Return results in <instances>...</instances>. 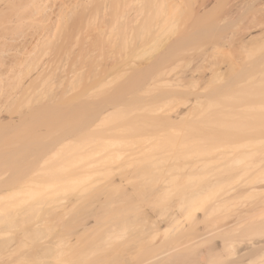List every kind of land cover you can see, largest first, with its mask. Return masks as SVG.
<instances>
[{
  "label": "bare ground",
  "instance_id": "obj_1",
  "mask_svg": "<svg viewBox=\"0 0 264 264\" xmlns=\"http://www.w3.org/2000/svg\"><path fill=\"white\" fill-rule=\"evenodd\" d=\"M207 2L0 0V204L9 206H1L3 219H0L4 223L0 220V227L6 226L7 221L10 228L19 223L21 226L31 217L34 220L38 212L48 213L58 208L69 210L81 202L76 215L66 220L68 232H71L68 235H75L74 240L86 235L88 240L83 244L95 258L89 260L87 250H83L85 245L79 248L77 241L69 240V247H77L72 250L80 262L85 261L83 264H104L111 255L104 253L109 248L104 250L101 245L108 233L105 228L109 222L119 221L116 216L123 210L125 215L131 209V202L127 200L131 198L128 185L134 186L137 179L139 185H143L157 172L152 185L158 180L160 183V174L164 171L168 172L164 174L165 181L174 180L179 168L178 156L172 154L174 145L175 150L177 144L181 145L177 150L184 151L181 155L185 151L189 153L185 157L200 154L198 151L206 154L215 149V125L223 124L225 119L230 122V118L234 130L222 134L227 139L233 138L232 132L236 130L244 134L251 130H257L258 134L264 132V0H215L212 7L202 11ZM259 28L261 35L247 40L246 34ZM176 139L180 141L177 143ZM254 141L258 147L252 148L245 142L237 154L232 151L227 162L229 166L238 165L239 169L247 170L251 159L245 161L256 150L261 158L255 164L263 167L264 137L256 136ZM145 154L150 158L149 168L156 169L154 173L145 168L139 171L141 175H116L117 178L109 177L111 181L107 182L110 183H104L107 185L104 187L100 185L101 188L96 185L98 179L93 177L96 184L91 186L90 177L95 173L116 171L129 165H133L129 169L134 167L135 171L139 167L134 166L135 162ZM123 155L122 161L113 159ZM171 159L175 164L172 161L168 166ZM142 160L146 161V158ZM138 162L142 166L143 163ZM148 163L144 162L145 165ZM197 175L199 177L200 173L192 172L187 176L190 181L196 177L190 182H195L196 186L191 185L194 189L199 187ZM139 178L145 181L141 184ZM216 179L213 180L217 184L227 180L226 177ZM158 183L156 192L161 187L159 192H163L167 185L163 183L158 188ZM244 183L246 185L234 190L231 196L223 197L220 205L239 196L256 194L261 196L260 201L245 213L253 219L260 218L264 215V178L257 183ZM73 184H83L86 188L97 186L98 189L92 188L96 190L90 194L87 192L92 190L81 185L70 202L61 201L48 209L49 203L45 200L56 189ZM138 192L142 194V190ZM192 192L194 197L201 195L199 189ZM119 194L128 201V209L125 206L123 209L112 208L111 204L120 198ZM103 195L106 196L104 200L101 199ZM183 196L188 198L185 193ZM194 197L190 199L194 200ZM30 201H34L33 206ZM25 202H29L26 203L28 206ZM10 205L20 212L15 214ZM29 205L31 207L27 208ZM135 207H132L134 211H141V220L149 224L148 229L143 228L149 233L147 237L155 238L159 232L167 231V227L161 228L159 220L160 223L155 221L156 214L151 215L155 208L151 206L150 213L149 208ZM10 208L14 214L6 218ZM212 208L214 211L215 206ZM29 211L37 213L34 215ZM28 212L30 215L25 214ZM191 216L195 220L190 227L187 225L176 233L178 237L185 236L188 227L191 232L202 223L201 218ZM91 218L95 220L94 225L88 221ZM12 219L16 220L15 225L9 223ZM114 221L112 223H116ZM174 222L177 220L171 221L168 227ZM27 227L34 229V233L27 229L29 234L32 231L34 239V234L40 237L39 233H44L40 227L37 229L36 226V230L30 224ZM7 231L6 228L0 234L7 235ZM173 234L169 236L171 242L175 239ZM22 236L20 239L24 238ZM19 237L17 241L21 242ZM61 237L64 239L63 235ZM231 239L224 244L230 251L231 264H264V240L253 241L249 248L241 250L239 245L242 243ZM1 244L0 248L3 247ZM8 244L2 248L4 252ZM49 248L46 250L49 255L59 250ZM38 251L35 254L39 264H45L49 255ZM56 257L52 256L55 260Z\"/></svg>",
  "mask_w": 264,
  "mask_h": 264
},
{
  "label": "rangeland",
  "instance_id": "obj_2",
  "mask_svg": "<svg viewBox=\"0 0 264 264\" xmlns=\"http://www.w3.org/2000/svg\"><path fill=\"white\" fill-rule=\"evenodd\" d=\"M214 3H215V0H208L206 5L202 7V9H203L202 11L209 9L210 7L213 6ZM259 34L261 35L260 28L254 29V30H251L250 32H248L246 34V38L248 40L251 37H254V36L259 35ZM21 40H23V39H20L19 41H21ZM77 47H79V45L76 46L74 50H77L78 49ZM71 57H74V55H71ZM67 58L69 59L70 57H67ZM65 63H66V61L64 62V64ZM215 109H217V106H215ZM226 120L227 119L223 120L224 121L223 124L215 125V149L208 151V152H205L206 154H204V153L202 154L201 151H198V152H200V154L197 152H195L197 154H193L191 152L192 156L185 157V156L189 155V153L186 154L187 151H185V153L182 155H181V152H184V151H177L179 149L178 147H181V145L179 146L177 144L178 147H175V148H177L176 150L174 149L175 145L174 146L172 145L173 146V151H172L173 153L172 154H174V155L176 154L178 156V158L175 157V158H177L178 161L176 159H175V161H177L176 163H179L178 164L179 168L175 167L178 169H176V171H175L177 173V175L174 178V180L173 179L171 181L169 180V182L165 181L164 180L165 179L164 174H167L168 172L162 171L163 174L162 173L160 174L162 179L158 175L159 179H161L160 183H158V181H159L158 180L157 182H155L154 185H152V182H154L153 180H155V177L158 174V172H157V173H155L156 176L153 174V177L155 176L154 178H152V176H151L150 178H152V179H150L149 181L147 180V182H145V183H143V181H145V180L141 181V179L139 178V181H141L140 183L141 184L143 183V185H139V183L137 182L138 181V179H137L136 181L133 182L134 186L132 184H131L132 187H130L131 186L130 184L128 185L129 187L127 186L128 189L130 188L131 198H134L135 202L132 201L131 198L130 199L127 198L129 203L131 202L130 203L131 209L129 207V209H130L129 212L124 215V212H123L124 210H123L121 213L118 214V216H116L119 219V221L113 220L116 223H112L113 222L112 221V222H109L112 225H110L108 223V227L106 226L107 228H105V229L108 230V233L106 235L107 237L106 236L104 237L105 240L103 241V243H101V245L104 246L103 247L104 250H106L107 248H109L110 250H113V248H114V250L115 251L117 250V251L116 252L112 251L113 254H112V252L109 251V249H107V252L104 251V253H106V254L110 253L112 255V257L110 254H109L110 256L107 255V256H109L108 258L111 257V259L109 261V259L107 258L108 263L106 260L104 264H147V263H150V264L151 263L152 264H231L232 257L230 256V251H228V248L225 247L229 243L231 238L236 239V241L238 240V241H240V243H242L239 245V249H241V250H245L246 248H249L250 243L253 241L264 240V215L261 216L260 218L259 217L254 218L255 219L254 220L253 218H251L250 215H248V213H245V210H247V209L250 210L256 203H258L260 201L261 196H258V195L256 196V194L255 195H248V196L246 195L243 197L239 196L238 198H235V199H233V200H231L225 204L221 203V205H220V202L223 199V197L231 196V194L233 193L234 190L236 191L237 188L240 189L241 187L244 186L243 185V184H245L244 182H247V184L257 183L260 179L264 178V166L263 167H259V166L257 167L255 164V162H258V160H260V158H261L260 154L257 153L256 150L252 151V155H251L252 157H249L246 159L245 162H248V160L250 161V159H251V161L247 166V170H245V171H243L242 169H239L238 165L229 166V164L227 163L228 160L230 159V157L233 155L232 151H234V154H237V152H239L243 149V148H241V147H243L242 146L243 143L249 142L252 145V148L258 147L256 141H254V137H256V136H263L264 137V132L262 134H258L257 130H251L250 133L244 134V133H239L236 130V131L232 132V133H234V137L231 139H227V138L223 137L222 134L224 132L230 131L229 129L232 128L231 122H233V119L230 118L229 119L230 122L226 121ZM232 130H234V129H231V131ZM174 141H175V139H174ZM177 141L179 142L180 140L176 139V142ZM169 143H171V140ZM263 145H264V143H263ZM245 148H247V147H245ZM182 149H184V148H182ZM249 150H251V149L249 148ZM177 152H180V153L178 154ZM240 154H242V153H240ZM182 156L185 157V158H183V160L181 159ZM97 157H98V155H97ZM148 157H149V155H147V154L142 155L140 157L141 160L139 159L138 161H140L143 164H144V162L148 163V162H150V158H148ZM124 158H125V155L119 156V157L118 156L113 157L114 160H120V161H122V159H124ZM143 158L144 159L146 158V161L142 160ZM172 158H173V156H172ZM78 159H79V157L74 159L75 164L78 161ZM197 160H199V161H197ZM201 160H203V161H201ZM138 161H137V163L139 164ZM172 161L173 160L171 159V161H169L171 163H169L167 165L171 166L170 164H172ZM137 163L135 162L136 165H134V166H139V167L137 169L135 168V171H133L134 167L132 169L131 168L129 169V167L133 166V165H129V166L124 167L123 169L120 168L116 171L114 170V171H108V172L95 173L90 178L93 179V177H94V179H98V182H97L98 184H96V180L93 179L94 180L93 181L91 179L90 180L92 182L91 184H93L91 186H94L96 184L97 186H99L98 188H101V186L104 187L106 184L110 183V182H107L109 180V177H116L117 178L116 175H122V176L126 175V174L135 175V173H137L136 175H138V174L141 175L139 173L140 170H144L145 168L151 167V166H148V165H150V163H148L146 165L145 164L143 165L140 163L142 166L138 165ZM173 163L175 164L174 161H173ZM242 164L244 165V163H242ZM245 165H246V163H245ZM173 167H174V165H173ZM175 168H173V169H175ZM149 169H150L149 171H151L153 173L156 170V169H151V168H149ZM165 170H167V169H165ZM240 170H242L243 172ZM171 172L169 173V175H172ZM192 172H193V174H194V172H196L197 174L200 173L199 177H201L199 180L198 179L199 177L197 175L196 183L199 184V187L198 188L196 187L195 189L196 190L199 189V191L201 192V195L198 197H194L195 193L192 192L193 190H195L193 188L194 185L196 186V184H194L195 182L190 183L196 177L193 180L191 179V181H190L189 178H192V177H190V175L188 176V174L192 173ZM173 174L175 175V173H173ZM177 176H178V178H177ZM119 177L120 176H118V178ZM224 177H226L228 180V181L223 180V181H226L225 183L223 182V183L217 184L218 182H214V180H217L216 178H224ZM162 180L164 182H162ZM198 180H199V182H198ZM209 180H212L213 182L208 183ZM109 181H111V180H109ZM93 182H95V183H93ZM104 183H106V184L104 185ZM156 183H158L157 184L158 188L160 187V185L162 186L163 183H164V186H165V184L167 186H165V188H163V190H164L163 192H159L162 189V187L160 189H158L159 191H157L158 192L157 193L156 192V186H155ZM83 184H85V183H83ZM83 184H76V185L73 184V185L65 186L62 189H56V192H54V194H51L45 200L46 203L47 202L49 203L47 206L48 209L55 207L61 201L70 202L71 199L74 196H76L79 189L84 187ZM135 184L137 185V187ZM168 184H169V186H168ZM81 185H83V186L81 187ZM91 186L89 185L90 188L84 187V188L88 189V191H89V189L92 190V191H89L87 193H90V192L92 193L94 190H96V189H92V188H97V186H95V187H91ZM141 187H143V188H141ZM166 187H168L167 190H166ZM191 188H193V190ZM110 190H112V189H110ZM136 190H137V192L139 190L140 191L142 190V194L139 192L138 193L135 192L136 194H134L133 191H136ZM111 192H113V194L116 193V191L114 192V190H112ZM120 192L122 195V193L124 191L122 190ZM189 192H190V195H191V193H194L191 195L194 197V200L190 199L191 196L188 195ZM84 193H86V192H84ZM184 193L186 194V196H188V198L186 197L184 199V197H185V196H183ZM227 195H229V196H227ZM110 196H113V195H110ZM119 196H120V194L118 195V197ZM105 197L106 196L103 195V196H101V199L104 200ZM114 198H116L115 195H114ZM262 198H263V196H262ZM38 199L42 200L40 198H38ZM38 199L34 200V201H38ZM34 201H32V202L30 201V203L32 204ZM128 201H126L124 197L122 199V197L120 196V198L118 200L116 199L113 202V204H111V206H112V208L113 207L114 208H116V207L120 208L121 207L123 209L124 206L126 207L129 204V203L126 204V202H128ZM26 203L27 202H25V204ZM80 204H81V202L78 205H80ZM78 205H77V207H75L76 205L71 206L72 208L70 207L69 210H65L63 208H58V210L55 209L56 211L52 210L48 213L43 212V211L38 212L37 215H35V213H37V212L34 211L35 213L34 212L32 213L31 211H29L30 213L35 215V219L33 220L32 217L30 218V216H29V218L31 219L30 220L29 218H27L28 216L25 215V216H27L26 219H29V220L26 221L27 224L24 222H23V224L21 223L23 226L22 225L20 226V223H19V225L17 223L18 226H14V227L11 226V228H10L9 224H7L8 221L5 222L6 226L2 224V227H0V228H2L4 230L7 228L8 231H7V235L6 234L4 235L3 234L4 232L1 233L2 236L0 234V236H1L0 241L2 243H3V241H7V242H4L3 245L0 242V244L3 246V247L2 246L1 247L4 249V246H6V244H8L9 241L13 242V243H11V245L12 244L13 245L11 246V245H9L10 244L9 243L8 245L10 246V248H9V246H7L9 249H11L10 252L8 251L9 249L6 247L5 248H6L7 252L6 251L4 252V250L2 248H0V250H3V251H0V264H3V263L5 264V262L6 263L10 262L9 264H39V261L37 260L38 256L36 257L35 252L37 253L38 250H39L38 252H40V251L42 253H43V251L46 252V250L50 246H51V249L49 248L50 250H53L52 247H55L54 249L55 250L59 249L60 252H59V250L55 253L53 251H52L53 253L50 251L51 254H53V255H49V253L46 252V254H48L49 256L47 255L48 257L44 261L45 264H83V263H85V261L83 262V260H82V262H80L81 260H79L74 255L73 251H75V250H72V248L74 249L77 247H75V246L71 247V248L69 247V245L71 243L69 240H71V241H77L78 244H76V246L77 245H78V247L80 246L79 248H81V245H83V246L85 245L84 246L85 248H83V250H85V249L87 250L86 244H83V243H87L86 241L88 240L87 239L88 237H86V235H81L82 237L80 236L81 238L79 239V237H78V238H76V240H74L76 237L75 235H68V234H71V232H68V229H67V222L68 221H66V220H67V218L70 220L71 217H74L76 215L75 214L76 210L80 209V206H78ZM135 205H136V207L137 206L141 207L142 210H144V208L145 209L149 208V209H147V211H149V210L151 211V206L153 208H155L154 211L152 210V213L150 211L149 212L151 213V215L156 214L157 219H155V217H153V218L151 217V218L155 219L156 222H157V220H159L161 223L160 222H157V223L161 224L160 226H161V228H164L163 230H165V228L167 227V229H166L167 231L159 232L155 238H152L151 236L147 237V236H149V233H148V231H144L143 228L148 229L149 224L148 223L146 224V221L144 219H142V220H144L145 226L142 225V222H141L142 220L140 217L141 211L137 210V212H136V211H134L135 209H132V207L133 206L135 207ZM1 206H4V205H2V203H1L0 209H2ZM12 206L10 205L11 208H12ZM18 206H20V205H18ZM31 206H33V204ZM31 206L29 205V207H27V208H30ZM212 206L213 207L215 206V210H214L215 212L213 211ZM7 207L9 208V206H7ZM7 207H5V208H7ZM22 207H23L22 209H24V204H22ZM93 207L94 206H92L91 209H93ZM11 208H10V210H11ZM126 208L128 209V207H126ZM10 210H8L10 213L7 212L8 214H7L6 218L10 214L13 215L14 213L18 214L20 212L17 208H14V206L12 209V210H15L14 213L12 212V210L11 211ZM27 210H29V209H27ZM27 210H24V211L21 210V212H26ZM62 210H65V211H62ZM210 210L212 211V213L213 212L214 213L211 214ZM58 211L62 212V213L60 212L62 214V216H63V213H65L64 216H66V217L64 218V216H63V218L65 220L62 218V216H60L61 215L60 213L58 214ZM2 212L0 210V214H3ZM29 212L25 213V214H29ZM4 214H6V213L4 212ZM34 215H32V216H34ZM58 215H59V217H58ZM191 215H194V217L197 216L196 218H198V219L201 218L202 223L204 222L203 224L201 223L198 226V229H197L198 231L195 229V230L190 232L191 229H189V227L193 223V221L195 220L192 218ZM2 216L3 215H0L1 219H3ZM15 216L17 217L18 215H15ZM190 216H191L192 220H190ZM4 219H5V217H4ZM16 219L20 220V218H18V217ZM126 219L128 222H126ZM174 219H176L177 222H174V224L172 226L168 227V225ZM6 220H8V219H6ZM12 220H15V219H12ZM12 220H9V223L12 224V222H14V225H15L16 220L15 221H12ZM63 220L66 221L65 222L66 225H63V223H64ZM1 221H0V225H1ZM88 221H89V223L91 222V225L92 224L94 225V223H95L94 218H91ZM120 221H122V222L120 223ZM2 222L4 223V221H2ZM17 222H19V221H17ZM118 222L120 224H123V225L120 226V224ZM54 223H56V224H54ZM61 223H62V225H61ZM258 223L259 224L262 223V224L261 225H254V224H258ZM29 224H30V227H33V225L37 224L33 227V228H35V230H36V226H37V229H39L38 227L44 229V231L40 230L41 233L44 232L43 235L39 233L40 237H37V235L34 234L37 237V239H36V237L34 239L32 231H33V233L35 231H34V229L32 230V229L27 227ZM58 224L61 225L60 226L61 228L59 227ZM117 225H118V227H116ZM187 225L189 226L188 229L186 230L188 232L185 234V236L182 235L183 237L179 236V237H181V238H179L176 233H178V232H180V230L186 228ZM162 226H164V227H162ZM109 227L110 228L112 227V229H110ZM200 227H201V229H200ZM25 228H26V230H25ZM118 228H121V229H118ZM27 229L32 230L30 232V234L28 233L29 231H27ZM139 229L141 231H139ZM4 230L0 229V231H4ZM112 230H114L113 233H112ZM119 230H121V231L118 232ZM22 234H23L22 237H24L23 238L24 240L20 239ZM172 234L174 235L173 238L177 239L176 237H178L177 240L173 239L174 242H171L169 240V236L172 237ZM61 235L64 236V239L61 237ZM18 237H19V240H21V242L17 241ZM84 237L86 239H84ZM109 237H110V239H109ZM115 237H117V238H115ZM8 238H10V239L8 240ZM11 238H15V240L13 241ZM150 238H152V239H150ZM65 240H67L68 242L66 243ZM79 240L83 241L82 244H80V245H79V243L81 241L78 242ZM227 240H229V241H227ZM166 241L168 244L166 243ZM58 243H60V245ZM106 243H107V245H106ZM161 243H163V245L160 246V248H159V245ZM224 244H226V245H224ZM37 245L40 247H38ZM97 246H98V244H97ZM45 247H47V249ZM44 248L46 250H44ZM225 248H227V249H225ZM87 251H89V249ZM87 251H86V253L89 254L88 255L89 258L88 257L87 258L89 260L90 259L92 260L93 258H95L94 253L91 254L90 251L89 252H87ZM48 252H49V250H48ZM57 255H59V256H57ZM72 255H74V257ZM52 256L54 258L57 256L58 258L56 257V260H55L52 258ZM49 257H51V258L48 259Z\"/></svg>",
  "mask_w": 264,
  "mask_h": 264
}]
</instances>
